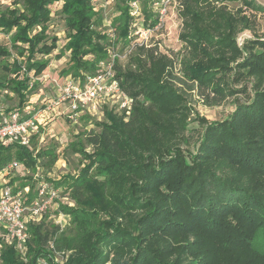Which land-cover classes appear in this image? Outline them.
<instances>
[{
	"label": "trees",
	"instance_id": "trees-1",
	"mask_svg": "<svg viewBox=\"0 0 264 264\" xmlns=\"http://www.w3.org/2000/svg\"><path fill=\"white\" fill-rule=\"evenodd\" d=\"M58 1L68 52L61 73L82 84L108 56L109 38L90 0H12L0 10V32L8 36V45L0 44L1 69L8 74L0 87L16 95L20 111L57 48L46 23ZM119 1L110 27L126 48L133 40L130 2L137 0ZM141 1L143 22L153 28L159 14L150 0ZM176 1L187 49L183 73L200 96L216 103L248 95L246 84L230 86L246 79L252 97L236 101L227 118L206 123L196 150L184 153L176 138L190 113L169 81L172 60L156 45L136 46L132 69L114 63L130 109L121 116L105 109V121L95 122L100 132L88 142L91 151L70 144L86 164L54 182L74 201L58 207L70 216L69 227H49L43 219L29 224L28 260L6 246L2 264H36L38 258L56 264L53 254L62 250L71 251L63 264H264V38L241 46L235 40L249 20L245 11L252 15L264 7L254 0ZM222 1L240 7L232 10ZM38 136L28 146L0 144V169L11 161L50 168L57 155L51 148L36 150Z\"/></svg>",
	"mask_w": 264,
	"mask_h": 264
},
{
	"label": "rangeland",
	"instance_id": "rangeland-1",
	"mask_svg": "<svg viewBox=\"0 0 264 264\" xmlns=\"http://www.w3.org/2000/svg\"><path fill=\"white\" fill-rule=\"evenodd\" d=\"M152 9L159 14V23L153 28H148L143 22V12L141 10L143 3L137 0L138 8L135 11L132 42L122 48L117 35L113 28L110 27L111 19L117 14V4L119 0H90L94 11L102 17V26L100 29L106 32L109 40V51L118 54L115 61L120 69L133 68L131 56L135 54V47L156 45L158 50L166 54L172 60L170 67L169 81L174 88L184 98L185 105L189 109V117L185 130L178 131L176 144L184 151V153H193L200 141L206 123L211 121H219L230 116L234 110L236 101L244 102L252 97L250 84L246 79L240 82H230L234 89L240 88L246 84L248 95L237 93L233 96H227L219 102L208 103L200 96L196 83L185 77L182 69L181 60L186 57L187 49L179 38V34L183 32L182 17L179 16V5L176 0H150ZM257 4L264 7V0H254ZM12 0H0V10L11 4ZM228 8L234 10L240 7V3H230L222 1ZM61 1L50 6V19L46 23V34L49 37L57 38V48L49 57V65L35 79L38 80L37 88L27 97V110H38L42 108V104L52 102L60 93V86L65 76L61 73L68 66V52L64 50L67 41V31L65 29L63 14L60 12ZM243 8V7H242ZM251 10H246L245 14L249 18L247 22L239 25L236 32L235 40L241 46L245 40L252 39L254 36L264 38V11H256L252 15ZM0 44L8 45V36L0 32ZM61 52V53H60ZM8 79V74L1 69L0 62V83ZM18 99L14 93L0 87V113L17 108ZM44 106V105H43ZM67 103L60 105L58 108L44 114L43 119L38 127L37 149L51 148L57 155V159L50 168H44L38 163L34 169L19 164L9 174L11 183L20 186L22 183L37 185L41 182H49L54 189L57 190V198L54 204L48 209V212L42 217L45 224L58 226L59 230L69 227L70 216L59 211V205L73 207L74 201L70 195L64 191L62 186L55 187L54 182L59 181L64 175L74 176L86 164L82 154L70 147L71 143L80 142L84 149L88 152L92 147L88 144L90 138L94 134L100 132V127L95 122L105 121L104 111L112 110L118 116L122 115V109L117 104L115 97H109L101 100L96 104L93 110H84V113L76 116L67 112ZM85 115L86 118L81 119ZM40 130V131H39ZM38 162V161H37ZM14 178V179H12ZM17 178V179H15ZM9 180V182H10ZM52 243L50 242V245ZM16 251V250H15ZM18 259L22 262L28 260L27 248L22 252L16 251ZM70 250L55 251L53 261L56 264H63ZM2 264V258L0 260ZM36 264H48L46 259L38 258Z\"/></svg>",
	"mask_w": 264,
	"mask_h": 264
},
{
	"label": "built area",
	"instance_id": "built-area-1",
	"mask_svg": "<svg viewBox=\"0 0 264 264\" xmlns=\"http://www.w3.org/2000/svg\"><path fill=\"white\" fill-rule=\"evenodd\" d=\"M130 6L131 14L135 15L137 1H131ZM118 57L117 53L108 52V56L97 65L94 74L82 84L66 77L56 99L45 103L41 109H12L0 113V144L28 146L31 137L38 133L44 114L62 104L67 103V112L75 115L95 109L101 100L115 97L118 106L128 112L131 99L120 90L114 77V63ZM18 165V162L11 161L0 169V260L6 246H12L18 252L26 249L28 225L39 223L57 198V190L49 182H41L32 189L28 185L19 188L10 184L9 174Z\"/></svg>",
	"mask_w": 264,
	"mask_h": 264
}]
</instances>
